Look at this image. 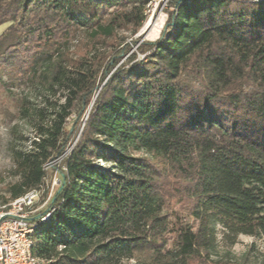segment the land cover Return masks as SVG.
I'll use <instances>...</instances> for the list:
<instances>
[{
	"label": "trees",
	"instance_id": "trees-1",
	"mask_svg": "<svg viewBox=\"0 0 264 264\" xmlns=\"http://www.w3.org/2000/svg\"><path fill=\"white\" fill-rule=\"evenodd\" d=\"M167 5L156 39L98 53L137 32L148 0H0V73L39 99L20 105L33 133L11 148L0 204L42 188L90 108L53 166L41 213L54 211L32 218L43 264H264L255 242L233 250L240 235L264 241V0ZM77 31L88 44L73 57Z\"/></svg>",
	"mask_w": 264,
	"mask_h": 264
},
{
	"label": "rangeland",
	"instance_id": "rangeland-1",
	"mask_svg": "<svg viewBox=\"0 0 264 264\" xmlns=\"http://www.w3.org/2000/svg\"><path fill=\"white\" fill-rule=\"evenodd\" d=\"M170 9L168 5L162 7V4L150 3L147 18L143 25L137 30L134 35H130L127 30H119L116 38L111 40H101L96 45V51L98 53H105L111 51L112 45L117 42L125 41V43H133L134 40H154L159 36L160 30L167 18V10ZM151 23L149 26L146 24ZM10 22L4 23L1 26L7 27ZM6 29V28H5ZM88 44L84 33L81 31L75 32L71 40L67 41L65 48L68 50L70 56H78ZM136 46H133L130 53L134 51ZM138 59H143L144 55L139 54ZM123 61V60H122ZM121 61V62H122ZM120 62V63H121ZM108 77V76H107ZM106 77V78H107ZM60 96V94H58ZM32 99L36 104H39V99H33V95L26 85L15 81L5 71L0 73V196L8 197L7 187L10 182L17 180L14 176V163L11 156V148H27L32 136V128L27 123V119L22 117L21 103L25 100ZM90 109V108H89ZM81 119L80 128L77 136L69 146H67L64 153L55 160L54 165L60 163L70 151L72 145L77 141L79 134L84 126L87 118L88 110ZM52 167L46 169L45 182L40 189L39 200L36 206L39 210H44L47 205L48 198L54 193L57 184L55 181L58 179V175L55 169ZM167 203V211L171 212L170 216V228L176 229L179 226V219L176 218L174 212L183 213V209L177 203L176 199H170ZM182 215V214H181ZM174 240V233L169 234V244ZM255 242L256 245L264 250V241L261 239H255L254 237L240 235L237 239V243L233 247L234 252L239 253L246 247L247 244Z\"/></svg>",
	"mask_w": 264,
	"mask_h": 264
},
{
	"label": "built area",
	"instance_id": "built-area-1",
	"mask_svg": "<svg viewBox=\"0 0 264 264\" xmlns=\"http://www.w3.org/2000/svg\"><path fill=\"white\" fill-rule=\"evenodd\" d=\"M168 0H148L150 3L167 5ZM55 160L44 165V169L50 168ZM56 184L59 183L57 179ZM40 190L30 189L24 194L0 204V264H43V261L32 254L31 234L36 228L33 217L38 222L44 221L54 211L42 212L36 206L39 200ZM49 199V198H48ZM45 213V214H44Z\"/></svg>",
	"mask_w": 264,
	"mask_h": 264
},
{
	"label": "crops",
	"instance_id": "crops-1",
	"mask_svg": "<svg viewBox=\"0 0 264 264\" xmlns=\"http://www.w3.org/2000/svg\"><path fill=\"white\" fill-rule=\"evenodd\" d=\"M5 28H6L5 26H1V25H0V35H1V33L5 30Z\"/></svg>",
	"mask_w": 264,
	"mask_h": 264
},
{
	"label": "bare ground",
	"instance_id": "bare-ground-1",
	"mask_svg": "<svg viewBox=\"0 0 264 264\" xmlns=\"http://www.w3.org/2000/svg\"><path fill=\"white\" fill-rule=\"evenodd\" d=\"M151 23L149 22L148 24H146L147 26H149Z\"/></svg>",
	"mask_w": 264,
	"mask_h": 264
},
{
	"label": "water",
	"instance_id": "water-1",
	"mask_svg": "<svg viewBox=\"0 0 264 264\" xmlns=\"http://www.w3.org/2000/svg\"><path fill=\"white\" fill-rule=\"evenodd\" d=\"M45 214V213H44Z\"/></svg>",
	"mask_w": 264,
	"mask_h": 264
}]
</instances>
